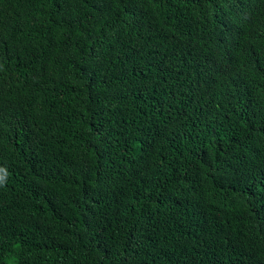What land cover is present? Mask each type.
Segmentation results:
<instances>
[{
    "label": "trees",
    "instance_id": "1",
    "mask_svg": "<svg viewBox=\"0 0 264 264\" xmlns=\"http://www.w3.org/2000/svg\"><path fill=\"white\" fill-rule=\"evenodd\" d=\"M0 264H264V0H0Z\"/></svg>",
    "mask_w": 264,
    "mask_h": 264
}]
</instances>
